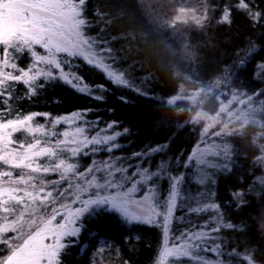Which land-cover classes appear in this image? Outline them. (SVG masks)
<instances>
[{
  "label": "snow or ice",
  "instance_id": "obj_1",
  "mask_svg": "<svg viewBox=\"0 0 264 264\" xmlns=\"http://www.w3.org/2000/svg\"><path fill=\"white\" fill-rule=\"evenodd\" d=\"M85 2L0 0V166H6L0 168V245L4 246L0 253L7 250L6 255H0V264H62V256L72 249L84 254L96 241L101 249L112 247L99 230L89 229L90 222L104 217L116 219L129 232L135 226L161 228L163 245L155 264H233L238 256L243 264H257L254 249H245L243 255L238 246L226 250L228 245L218 233L223 229L244 231L246 226L237 228L222 215L216 217L215 227L211 221L195 225L189 221L176 234L174 221L184 219L176 215L178 212L191 216L209 210L219 212L220 207L205 203L203 194L191 192L186 175L189 165H184L185 172L175 174L164 162L155 170L133 163L141 153L133 154L132 160L115 155L123 133L114 130V121L101 128L99 117L88 119L92 109L53 117L47 112L23 114L13 107L14 100L31 99L47 83L57 80L104 101L106 85H90L77 72L65 71L72 69L77 58L102 70L116 86L129 83L127 73L108 62L111 50L85 36ZM217 9L218 23H231L234 12L243 13L254 29L264 19V10H255L253 0H225L222 5H212L211 12ZM255 51L254 45L249 56ZM25 53L30 62L22 68L18 61ZM245 62L242 60L241 65ZM20 84L26 90L23 96L16 95V85ZM38 116L46 123L36 122ZM59 125L66 127L61 131ZM17 133L24 138L18 139ZM158 151L161 149H152L147 155ZM101 153H107V158L97 159ZM85 157H92L87 167L80 162ZM188 160L200 166L196 182L204 185L211 177L203 167L209 160L220 161V154L199 145ZM208 166L222 167L220 163ZM14 170L20 171L14 175ZM52 175L58 178L47 179ZM165 182L166 195L161 190ZM260 183L264 185V180ZM245 203L241 201V206ZM260 207H264V188L258 193L255 211ZM7 233L15 235L9 237ZM123 239L129 242L133 237ZM134 239L139 241L140 237Z\"/></svg>",
  "mask_w": 264,
  "mask_h": 264
},
{
  "label": "trees",
  "instance_id": "obj_2",
  "mask_svg": "<svg viewBox=\"0 0 264 264\" xmlns=\"http://www.w3.org/2000/svg\"><path fill=\"white\" fill-rule=\"evenodd\" d=\"M201 2L203 16L177 41L178 37L169 29L148 18L150 15L138 0H86L85 36L111 50L112 59L108 62L127 73L129 83L116 86L105 78L102 70L77 58L72 69L65 71L77 72L90 85H106L104 101L94 100L57 80L47 83L31 99L14 100L13 107L23 114L47 112L53 117L92 109L88 119L99 117L101 128L114 121V130L123 133L118 137L121 147L115 155L132 160L133 154L141 153L133 163H143L155 170L164 162L175 174L185 172L184 165H189L186 175L191 192L203 194L205 203L220 207L219 212L209 210L191 216L178 212L176 215H183L184 219L174 221L176 234L189 221L193 225L211 221L215 227L216 217L222 215L225 222L230 220L237 228L246 226L244 231L223 229L218 233L228 245L226 250L238 246L243 255L245 249H254L257 264H264V207L255 211L258 193L264 188L260 183L264 180V95L261 94L264 93V27L261 26L264 19L254 29L243 13L234 12L231 23H218L220 9L212 13L211 7L222 5L225 0ZM253 4L255 10H264V0H253ZM254 45L255 54L249 56ZM27 57L25 53L18 61L20 67L25 66ZM242 60L246 61L243 65ZM16 88V95L23 96L24 86L20 84ZM211 118L217 123L207 129ZM36 122L46 123L42 116ZM57 127L61 131L65 128ZM16 137L23 139L24 135L17 133ZM199 145L220 154V161L209 160L208 164L222 165L203 167L211 177V182L204 185L196 182L200 166L188 160ZM157 148L161 151L147 155ZM107 155L101 153L96 158L104 159ZM91 159L81 158V165L87 167ZM161 190L167 194L166 182ZM235 193L242 196L235 197ZM241 201L246 203L241 206ZM89 229L99 230L103 238L117 247L115 264L125 261L155 264L163 245L159 227L135 226L129 232L116 219L104 217L90 222ZM126 235L133 239L125 242ZM136 236L140 237L139 241L134 239ZM84 246L82 239L80 247ZM98 246L96 241L84 254L78 248L72 249L62 256V264H90ZM233 264L243 262L238 256L233 258Z\"/></svg>",
  "mask_w": 264,
  "mask_h": 264
},
{
  "label": "rangeland",
  "instance_id": "obj_3",
  "mask_svg": "<svg viewBox=\"0 0 264 264\" xmlns=\"http://www.w3.org/2000/svg\"><path fill=\"white\" fill-rule=\"evenodd\" d=\"M139 4L143 6L146 12L150 15L156 25L169 29L172 35L177 36V41L182 39L180 36L193 22L199 20L204 14V7L201 0H138ZM2 47L0 51L2 57ZM36 50L43 54V49L38 46ZM83 59V58H82ZM30 62V56L27 57V62L23 68H27ZM205 117V116H203ZM208 118V117H205ZM216 120L210 119L207 129L211 128ZM66 127V125H64ZM19 172L20 170H14ZM59 219V217L57 218ZM113 245V244H112ZM118 249L115 245L112 247H104L101 249L100 245L93 251L90 257V264H115ZM7 254V250L3 255Z\"/></svg>",
  "mask_w": 264,
  "mask_h": 264
},
{
  "label": "flooded vegetation",
  "instance_id": "obj_4",
  "mask_svg": "<svg viewBox=\"0 0 264 264\" xmlns=\"http://www.w3.org/2000/svg\"><path fill=\"white\" fill-rule=\"evenodd\" d=\"M0 55H1V51H0Z\"/></svg>",
  "mask_w": 264,
  "mask_h": 264
}]
</instances>
